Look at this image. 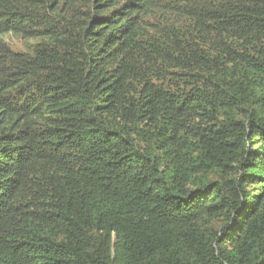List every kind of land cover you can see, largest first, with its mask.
<instances>
[{
    "label": "trees",
    "instance_id": "16d2710c",
    "mask_svg": "<svg viewBox=\"0 0 264 264\" xmlns=\"http://www.w3.org/2000/svg\"><path fill=\"white\" fill-rule=\"evenodd\" d=\"M0 264H264V0H0Z\"/></svg>",
    "mask_w": 264,
    "mask_h": 264
},
{
    "label": "rangeland",
    "instance_id": "374dc122",
    "mask_svg": "<svg viewBox=\"0 0 264 264\" xmlns=\"http://www.w3.org/2000/svg\"><path fill=\"white\" fill-rule=\"evenodd\" d=\"M7 43L9 46L16 51L26 50L29 43L24 42L23 40L15 37L14 35H9L6 38Z\"/></svg>",
    "mask_w": 264,
    "mask_h": 264
},
{
    "label": "clouds",
    "instance_id": "9594fccd",
    "mask_svg": "<svg viewBox=\"0 0 264 264\" xmlns=\"http://www.w3.org/2000/svg\"><path fill=\"white\" fill-rule=\"evenodd\" d=\"M20 39V38H19ZM29 43L31 44V41H29Z\"/></svg>",
    "mask_w": 264,
    "mask_h": 264
}]
</instances>
